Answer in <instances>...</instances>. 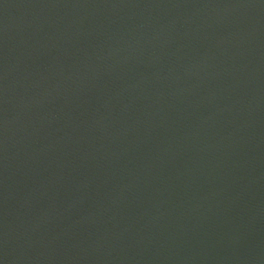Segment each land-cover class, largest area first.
I'll use <instances>...</instances> for the list:
<instances>
[{
	"label": "water",
	"instance_id": "obj_1",
	"mask_svg": "<svg viewBox=\"0 0 264 264\" xmlns=\"http://www.w3.org/2000/svg\"><path fill=\"white\" fill-rule=\"evenodd\" d=\"M0 264H264V0H0Z\"/></svg>",
	"mask_w": 264,
	"mask_h": 264
}]
</instances>
